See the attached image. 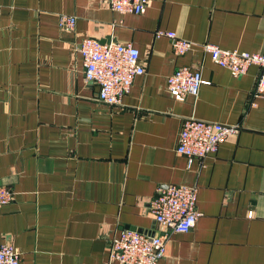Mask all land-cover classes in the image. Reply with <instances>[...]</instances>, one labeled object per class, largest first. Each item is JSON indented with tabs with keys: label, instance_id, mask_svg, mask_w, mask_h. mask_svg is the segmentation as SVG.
Instances as JSON below:
<instances>
[{
	"label": "crops",
	"instance_id": "obj_1",
	"mask_svg": "<svg viewBox=\"0 0 264 264\" xmlns=\"http://www.w3.org/2000/svg\"><path fill=\"white\" fill-rule=\"evenodd\" d=\"M60 15L74 17L70 30ZM174 32L192 42L172 53ZM130 42L143 73L118 105L83 79L77 44ZM260 52L264 0H149L140 14L106 0H0V243L20 264H119L108 243L119 229L161 230L148 210L157 187H196L187 232H169L156 264H264V92L259 68L234 77L200 45ZM181 66L204 81L174 100L165 79ZM193 117L238 132L188 165L174 151L180 122ZM251 211V216L247 212Z\"/></svg>",
	"mask_w": 264,
	"mask_h": 264
},
{
	"label": "built area",
	"instance_id": "obj_2",
	"mask_svg": "<svg viewBox=\"0 0 264 264\" xmlns=\"http://www.w3.org/2000/svg\"><path fill=\"white\" fill-rule=\"evenodd\" d=\"M149 0H106L108 7L120 14H140ZM74 17L60 15L58 27L70 30ZM168 38L173 54L182 55L192 47V42L178 37L174 32L156 30L155 36ZM211 62L225 68L234 76L242 75L249 66L259 68L254 96L264 92V42L260 52L229 50L209 42L200 45ZM77 52L83 67V79L98 87L97 98L107 105H118L134 76L143 73L138 61V50L130 42L107 40L100 43L92 37H83L77 44ZM196 68H175L165 79V90L177 101L187 96L194 97L203 83ZM238 125H225L193 117L180 122L174 151L182 155L189 165L192 160L201 161L213 154L218 144L234 136ZM13 192L0 185V206L11 201ZM196 187L194 185L171 184L157 187L148 201V210L161 230L139 232L122 228L108 243V260L119 264H156L164 254V241L169 232H187L194 224L198 213L195 210ZM251 216V211L247 212ZM0 264H20L19 253L8 242L0 243Z\"/></svg>",
	"mask_w": 264,
	"mask_h": 264
},
{
	"label": "water",
	"instance_id": "obj_3",
	"mask_svg": "<svg viewBox=\"0 0 264 264\" xmlns=\"http://www.w3.org/2000/svg\"><path fill=\"white\" fill-rule=\"evenodd\" d=\"M87 83H91V82H87Z\"/></svg>",
	"mask_w": 264,
	"mask_h": 264
}]
</instances>
